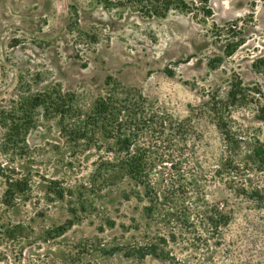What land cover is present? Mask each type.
<instances>
[{"label": "rangeland", "instance_id": "374dc122", "mask_svg": "<svg viewBox=\"0 0 264 264\" xmlns=\"http://www.w3.org/2000/svg\"><path fill=\"white\" fill-rule=\"evenodd\" d=\"M138 1L0 0V264H173L126 254L160 224L144 212L142 186L101 170L128 156L96 102L131 89L184 127L159 143L181 164L179 203L198 228L170 242L178 264H264V201L250 195L256 187L264 197V0H210L209 17L148 15ZM239 83L246 104L230 107V124L246 141L231 171L211 108ZM153 143L140 130L131 155L154 160ZM5 175L24 181L13 201ZM131 189L142 198L126 200ZM197 203L228 216L219 231Z\"/></svg>", "mask_w": 264, "mask_h": 264}, {"label": "trees", "instance_id": "16d2710c", "mask_svg": "<svg viewBox=\"0 0 264 264\" xmlns=\"http://www.w3.org/2000/svg\"><path fill=\"white\" fill-rule=\"evenodd\" d=\"M138 3L141 5L143 12L148 15L166 16L174 8L189 12L195 10L196 13L205 17L213 14L210 0H199V3L197 0H139ZM244 90L242 83L237 84L231 89L227 103L218 101L213 104V109L211 108L216 125L222 131L226 145L229 147L225 165L229 164L231 171L240 169L238 155L242 143L246 141V136L241 129L233 130L230 124L232 120L230 107L236 104H246ZM96 109L98 119H101L102 125L107 129L108 134L115 138V145H117L118 150L128 156L117 162L108 161L103 163L101 170L105 176L107 175V178L113 179V182L129 177L136 182V185L142 186L144 189L143 197L145 196L148 199V204L144 206V212L149 218L157 220L160 224L153 241L137 245V247L129 249L126 254L139 258H146L151 255L178 264V257L169 247L170 242L184 239L185 230L194 228L198 232V228L191 219L192 210L179 203L178 190H181V187L184 186L181 180V164L166 159L165 155H170L160 153L161 146L159 143L170 141L169 135L184 132V127L175 122L172 117L158 113L154 105L135 89L128 90L126 96L122 99L114 96L101 97L96 102ZM227 110L228 114H225ZM260 118L264 121V108L261 109ZM87 127L88 122H85L83 126L80 125V130H86ZM144 128L154 133V143L150 147V152L155 156L152 161H146L143 157H133L131 155L132 140ZM262 147L263 149H261L259 155L262 158V168H264V146L262 145ZM1 170L3 171L2 168ZM5 176H7L8 183L6 193L13 201L18 198L17 195L20 192L24 191L21 187L24 181L14 180L9 175ZM200 184V179L195 178L192 187L201 191L202 186ZM259 193L260 189L255 187L250 195L252 198H259L260 196V200L264 201V197H261L262 195H259ZM133 194L140 199L142 198L141 191H132V189L125 190L123 196L126 200H129ZM64 195L65 190H62L59 196L63 197ZM21 196L25 197V195ZM194 206L195 213L202 215V221L213 230L219 231L228 220V216L217 209H208V207L201 209L203 206L198 205V203ZM59 229L64 232L66 226H60ZM197 234L199 238L202 237L200 233Z\"/></svg>", "mask_w": 264, "mask_h": 264}]
</instances>
